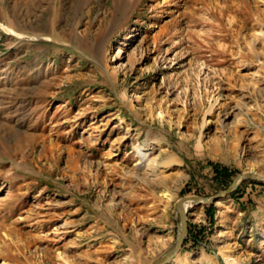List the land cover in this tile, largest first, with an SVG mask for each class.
<instances>
[{
  "label": "rangeland",
  "instance_id": "1",
  "mask_svg": "<svg viewBox=\"0 0 264 264\" xmlns=\"http://www.w3.org/2000/svg\"><path fill=\"white\" fill-rule=\"evenodd\" d=\"M247 172L264 0H0V264H151ZM187 207L165 264H264V181Z\"/></svg>",
  "mask_w": 264,
  "mask_h": 264
},
{
  "label": "water",
  "instance_id": "2",
  "mask_svg": "<svg viewBox=\"0 0 264 264\" xmlns=\"http://www.w3.org/2000/svg\"><path fill=\"white\" fill-rule=\"evenodd\" d=\"M245 178H253L256 180L264 181V176H261L255 173H248V172L241 173L234 178V180L227 187V189L221 191L218 194H215L210 197L189 195V196H184V197L179 198L175 204V209L180 219L179 235L177 236V239L172 244V246H170V248L167 249L162 255L153 259L151 264H165L166 262L170 261L181 249L182 244L187 237V231H188L187 214H186L187 210L183 206L184 203L191 201L192 203H195V204L209 205L213 203L214 201H216L219 197L224 196L225 194L231 192L234 188H236L239 182Z\"/></svg>",
  "mask_w": 264,
  "mask_h": 264
},
{
  "label": "bare ground",
  "instance_id": "3",
  "mask_svg": "<svg viewBox=\"0 0 264 264\" xmlns=\"http://www.w3.org/2000/svg\"><path fill=\"white\" fill-rule=\"evenodd\" d=\"M20 30L23 31V32L26 31V30L28 31V29H26V27H22ZM19 35H20V34H19ZM20 36H24L23 33H22ZM79 39H80V38H79ZM79 42H80V41H79ZM145 156H146V154H144V157H145ZM155 162H156V161H155ZM172 162H174L173 159H171L167 164H170V163H172ZM170 165H171V164H170ZM155 168H156V166H155ZM261 176H262V175H261ZM237 182H238V181H237ZM189 203L193 204L191 201H188V202L184 203V205H183L184 208H185L186 210H187V208H188L187 205H188Z\"/></svg>",
  "mask_w": 264,
  "mask_h": 264
},
{
  "label": "trees",
  "instance_id": "4",
  "mask_svg": "<svg viewBox=\"0 0 264 264\" xmlns=\"http://www.w3.org/2000/svg\"><path fill=\"white\" fill-rule=\"evenodd\" d=\"M207 207H210V206H207Z\"/></svg>",
  "mask_w": 264,
  "mask_h": 264
}]
</instances>
